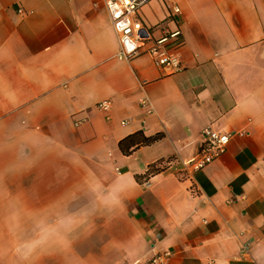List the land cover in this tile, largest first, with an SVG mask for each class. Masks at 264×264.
<instances>
[{"label": "crops", "instance_id": "crops-1", "mask_svg": "<svg viewBox=\"0 0 264 264\" xmlns=\"http://www.w3.org/2000/svg\"><path fill=\"white\" fill-rule=\"evenodd\" d=\"M138 18L181 29L180 71L118 60L105 0H0V264H264V0ZM208 125L226 150L189 173Z\"/></svg>", "mask_w": 264, "mask_h": 264}, {"label": "built area", "instance_id": "built-area-1", "mask_svg": "<svg viewBox=\"0 0 264 264\" xmlns=\"http://www.w3.org/2000/svg\"><path fill=\"white\" fill-rule=\"evenodd\" d=\"M105 2L110 24L118 41L115 55L118 60L128 62L140 55H148L157 67L165 68L172 73L182 69L178 55V49L183 43L181 29L166 30L155 37L154 30L138 18V10L146 0H105ZM173 13H179L178 7L173 8ZM139 102L147 114L152 113V106L147 98H142ZM96 107L100 111L107 112L111 107V101H101ZM201 136L203 143L200 151L183 163L189 173L200 171L219 158L225 152L230 139V135L214 130L210 125L201 130ZM169 256L168 252H161L145 261H135L130 264H165Z\"/></svg>", "mask_w": 264, "mask_h": 264}, {"label": "trees", "instance_id": "trees-1", "mask_svg": "<svg viewBox=\"0 0 264 264\" xmlns=\"http://www.w3.org/2000/svg\"><path fill=\"white\" fill-rule=\"evenodd\" d=\"M159 136L160 135H155L153 137L145 138L144 142L145 143H151V142L157 140L159 138ZM120 147H121V149H122V151L124 153H128V150L123 149L121 142H120ZM159 164L156 163V164L150 165L148 170H147V172L144 175H142V176H136V179L138 181H141L142 179H146V178H148L150 175H152L154 173L162 171L165 168V166L164 165H159Z\"/></svg>", "mask_w": 264, "mask_h": 264}]
</instances>
